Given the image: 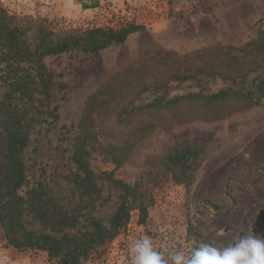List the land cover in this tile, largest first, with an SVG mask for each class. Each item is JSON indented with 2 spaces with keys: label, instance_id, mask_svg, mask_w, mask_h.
I'll list each match as a JSON object with an SVG mask.
<instances>
[{
  "label": "rangeland",
  "instance_id": "1",
  "mask_svg": "<svg viewBox=\"0 0 264 264\" xmlns=\"http://www.w3.org/2000/svg\"><path fill=\"white\" fill-rule=\"evenodd\" d=\"M86 4H91L85 0ZM96 8L83 9L79 0H0L9 16H29L55 34L84 32L95 28L138 29L123 43L111 44L97 53L81 49L47 55L42 63L53 74L52 102L13 99L27 115L29 143L20 158L25 183L17 195L38 190L71 217L73 226L64 234L92 231L91 221L108 227L120 203V191L107 177L132 185L146 171L147 157L165 160L174 148H196L199 166L193 183L176 184L169 172L152 188L153 204L144 225L131 213L125 228L77 264H131V248L137 239H152L154 248L171 264V256L202 244L230 246L242 236L264 239V62L244 76L223 80L205 70L187 80L160 75V86L142 93L131 91L123 105L127 111L162 104L186 95L207 98L221 91L234 93L224 105L168 108L139 113L138 119L153 123L142 133L118 165L103 154H91L89 166L98 192L84 195L77 187L81 176L71 161L72 148L89 100L106 85L134 86L146 70L173 69L172 58L197 52L210 53L222 72L229 57L248 53L253 40L264 33V0H97ZM169 57L165 63L161 58ZM230 63L233 60H229ZM239 60L237 61V63ZM162 65V67L158 66ZM148 79V78H147ZM150 81V79L148 80ZM139 82V81H138ZM4 92L0 84V99ZM55 108V109H54ZM54 109V110H53ZM218 109L220 113H216ZM183 116L185 119L177 118ZM95 116V113H93ZM165 170L164 167L159 169ZM166 171V170H165ZM106 175H108L106 177ZM22 224L37 234L53 233L51 227L27 211ZM0 264H70L49 258L37 249H16L8 244L0 226Z\"/></svg>",
  "mask_w": 264,
  "mask_h": 264
},
{
  "label": "trees",
  "instance_id": "2",
  "mask_svg": "<svg viewBox=\"0 0 264 264\" xmlns=\"http://www.w3.org/2000/svg\"><path fill=\"white\" fill-rule=\"evenodd\" d=\"M79 1L83 9L98 6L97 0H88L91 4L84 3L85 0ZM137 29L127 25L120 29L95 28L84 32L55 34L32 17L9 16L0 9V84L4 88L0 99V226L8 244L14 248L42 250L49 258L61 257L64 263L70 261V264H77L79 258L111 241L125 228L132 212L137 213L139 225L145 224L148 208L153 204L152 188L159 183V179L166 176V172L170 173L176 184L189 187L193 183L199 166L196 148L188 147L182 151L174 148L175 152L170 153L165 160L147 157L146 171L132 185L116 182L106 175L107 180L120 191V203L109 226L104 227L99 222L91 221L92 231L72 236L63 232L74 223L54 200L43 198L38 190L27 193L26 198L17 195V190L26 180L20 154L29 143V133L27 113L18 109L12 100L19 98L29 102L38 96L37 101L49 107L52 102L53 74L42 63L43 57L61 55L74 49L97 53L111 44L123 43ZM248 46V53L239 58L238 63L233 57L224 60L222 63L228 69L222 72L218 69L221 68L219 62L213 61L210 53L204 55L197 52L182 58H172L169 64L173 69L158 65L162 69L152 72L146 70L139 79L135 78L137 83L134 86L116 87L108 84L99 90L87 103L79 125L80 133L71 152V161L81 173L76 182L81 193L92 195L99 190L89 166L91 154H103L107 160L118 165L138 140L135 137L153 129L151 122L140 119L137 123L133 121V117L139 116V113H157L182 106L192 109L201 103L222 106L229 98L240 99L238 95L226 91L207 98L189 94L164 104L153 101L127 111L123 103L131 91L139 94L157 88L162 74L179 80H187L203 70L223 80L244 76L264 62V33L259 34ZM168 59L171 58H161L159 61L165 63ZM231 59L232 63L229 62ZM215 112L218 114L221 111L216 109ZM183 116L177 118L185 119ZM161 167L166 171L160 170L158 173ZM25 211L50 226L52 232L59 233L60 237L26 230L22 224Z\"/></svg>",
  "mask_w": 264,
  "mask_h": 264
},
{
  "label": "clouds",
  "instance_id": "3",
  "mask_svg": "<svg viewBox=\"0 0 264 264\" xmlns=\"http://www.w3.org/2000/svg\"><path fill=\"white\" fill-rule=\"evenodd\" d=\"M131 264H169V260L154 248L152 239L145 236L132 245ZM171 264H264V239L242 236L223 248L202 244L192 249L189 256L176 252L171 256Z\"/></svg>",
  "mask_w": 264,
  "mask_h": 264
}]
</instances>
